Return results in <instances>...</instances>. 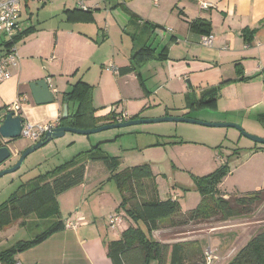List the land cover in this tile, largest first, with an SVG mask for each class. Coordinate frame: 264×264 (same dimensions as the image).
Instances as JSON below:
<instances>
[{"label": "rangeland", "instance_id": "1", "mask_svg": "<svg viewBox=\"0 0 264 264\" xmlns=\"http://www.w3.org/2000/svg\"><path fill=\"white\" fill-rule=\"evenodd\" d=\"M50 1L55 2L56 0ZM69 2L74 8L76 0H69ZM135 2L137 8L135 12L140 13L143 17L146 16V20H149L145 21L146 24H154L150 23L151 16L160 13L161 9L165 10L166 3L170 0H158L159 6L157 7L154 6L153 0H136ZM129 3L126 1L128 6H132ZM42 5L32 7L33 23H36V12ZM44 11L40 17L46 16L43 14ZM131 13L134 14L132 11ZM131 13L117 7L112 9V18L107 15L103 20L101 16V20L95 21L91 15L88 17L87 29L90 33H94L90 37L66 38L70 45H83L88 52H94L98 48L110 50L111 45H115V54L121 58L120 35L126 40H131V34H126L122 30L127 26L123 17L126 19L128 15L132 17ZM22 17L25 18L24 13H22ZM63 19L66 20V17ZM106 23L109 24V38L104 42H99L98 38L101 36L102 29L108 30V27L104 28ZM98 26L101 29H98ZM158 28H161L160 25H157L155 33L149 37V42L154 46L164 42L161 41L164 36ZM126 29L131 30V27ZM166 37L168 36L166 35ZM68 42L63 41L62 44L68 46ZM125 43L128 46L127 42ZM21 60L17 67L20 74L28 71L42 72L46 66L42 60L33 59L29 55L25 57L24 61ZM73 63L71 60L66 61L63 69L56 75L61 88L64 86L70 88L67 82L70 79V72L75 69ZM104 64L112 65L108 62ZM108 71L104 70L100 63L93 64L92 61L83 67L82 72H84L87 82L96 86V95L93 94L95 104L107 105L118 102L119 107L124 108L130 115H136L141 106L149 104L147 98L136 101L129 93L127 90L129 85L133 86L129 75L118 80L124 96L118 97L119 92H116L111 95L113 101L107 102V96L104 97L102 91H107L112 87L110 77L113 75ZM12 77L13 75L0 81V106L3 103L11 105L18 93H24L21 86L24 81L23 77L20 80L18 78V81ZM134 83L139 88L138 75L135 76ZM23 99L25 100V98ZM156 111L143 113L144 118H158ZM103 113L101 112L99 115ZM187 116L204 122L225 123H230V121L222 120L231 118L229 114L208 109L191 111ZM103 119L104 117H99L96 121H100L96 122V126H100ZM241 128L246 133L263 138L250 133L243 126ZM30 142H32L31 139L22 136L12 140L8 145L11 155L0 164V170L14 165L20 155L32 145ZM260 145L233 127H209L186 122L141 123L91 134L65 132L63 136L55 138L29 153L16 171L0 177V204L7 201L12 194L19 195L29 190L36 183L37 180L34 179L36 176L71 161L85 163L89 187L83 189L82 185H77L59 194L54 200L57 213H54L53 217L41 218L36 215L37 213H32L1 229L0 251L17 242L34 239L45 231L53 221H56L58 216L60 222L65 223L76 213V210L86 213L91 220L95 219L99 224L104 225L105 220L107 223L109 213L118 206V203L114 201V196H118V191L113 182H106L108 171L103 163L88 159L89 152L96 156L106 155L115 158L117 168L120 170L145 163L150 164L152 177L147 179L146 183L150 184L153 181L156 186L157 198L159 200H176L180 211L187 213L197 208L201 200L200 193L192 188L194 178L210 173L225 160L229 166V173L219 184L217 195L219 193L226 195L249 194V192L258 189H264V147ZM103 184L104 189L96 194L95 191L99 190ZM112 190L116 191L115 194ZM118 211L123 218V223L126 219V228L130 225L134 226L130 219L127 220L124 208H120ZM251 211L249 215L228 218L226 221L218 220V217L212 215L185 223L186 218L181 215L161 221L160 228L153 231L151 236L161 242L180 241L184 243L190 257L194 256L192 253L196 250V246L201 245L200 249L206 258V264H226L250 240L247 235L252 236L262 230V228H258L259 224L256 221L264 220V200L257 203ZM139 225L143 227L142 223ZM108 231L110 238L116 240L120 238L117 231ZM232 239L234 240L231 241ZM246 239L248 240L246 241Z\"/></svg>", "mask_w": 264, "mask_h": 264}, {"label": "crops", "instance_id": "2", "mask_svg": "<svg viewBox=\"0 0 264 264\" xmlns=\"http://www.w3.org/2000/svg\"><path fill=\"white\" fill-rule=\"evenodd\" d=\"M80 1L88 10L79 9ZM126 1L132 6H128ZM135 1L76 0L73 8L69 0L55 2L21 0L20 30L30 26H34L36 30L16 44L18 63L20 59L24 61L29 55L33 59L42 60L46 65L42 72L28 71L20 74L17 70L18 65L11 71L13 79L17 81L18 78L24 79L21 85L24 93H18L14 101H18L25 122L40 126L62 114L61 94L67 91L68 87L61 88L56 75L63 69L64 63L71 60L75 69L70 72L67 84L71 86L79 79L88 83L82 71L83 67L92 61L93 64L100 63L104 70H109L108 72L113 75L110 77L112 87L102 91V95L107 96V102L113 101L111 95L116 92H119L118 97L124 96L118 80L123 79L125 75L131 76L129 79L133 81V86L129 85L127 89L133 98L136 101H141L142 98L149 100V104L141 106V110L139 109L136 115H130L124 108L119 107L118 102H114L118 103L116 112L120 113L122 110L127 119H132L134 116L144 118L143 113L154 110H157L156 117L187 116L189 113L184 106L189 97L192 95L198 97L203 89L216 88L221 82L230 81L221 89L214 111L231 116L230 120L222 121L240 124L250 133L264 138V0H208L213 3V7L208 10L200 9L196 0H170L166 3L165 10L161 9L160 13L153 14L150 18V23L160 25L161 28L158 29L164 36L161 38L164 42L158 46L149 42V37L155 33V29L152 31L145 27L143 23L149 20H146V16L143 17L135 12L137 10ZM39 4L43 5L36 12V23H33L32 7ZM153 4L159 6L158 0L156 3L153 0ZM117 7L128 13L132 11L135 15V17L128 15L127 19L123 17L127 26L122 30L126 34H131V42L120 35L121 58L115 54V45H111L110 50L98 48L94 52H88L83 45L69 44L66 37H90L94 33H90L87 29L88 17L92 15L95 21L101 20V16L103 20L107 15L112 18V9ZM43 10H45L43 14H46L44 18L40 17ZM22 13L25 14V18L22 17ZM63 17H66V20ZM197 18L204 19L211 25L210 33L214 38L210 46L201 44L203 35L189 30V21ZM129 26L131 30L126 29ZM106 27L108 30L102 29L99 42L109 38L108 23L104 28ZM246 38H251V42L246 43ZM2 41L4 39L0 38V44ZM63 41L65 43L67 41L68 46L66 44L64 46ZM143 44L151 46L156 53H160L166 47L163 58L150 60L137 71L120 73L122 68L129 65L130 55ZM3 52L4 47L0 46V55ZM105 62L112 65L106 66ZM237 69H240V73ZM137 75H139V88L134 83ZM41 77L48 78L56 96L54 103L40 106L33 103L28 82ZM186 81H189L192 89L188 88ZM92 87L93 94L96 95V86ZM114 103L98 105L93 102V106L98 108L95 116L108 114ZM68 108L74 110L76 106L70 104L67 105V110ZM101 112L104 113L99 115ZM79 185H82L83 189L89 187L86 172L83 183ZM103 189L104 184L95 191L96 194ZM115 192L113 191L114 194ZM223 196L228 195L223 194ZM120 198L119 193L118 196H114L118 206ZM116 209L107 217L108 222L113 214L119 215L121 219L119 227L115 228L108 227L106 220L102 225L95 219L91 220L86 213L76 210V213L64 223V229L52 233L38 244L17 254L15 264H112L106 254V245L116 239L110 238L108 230L117 231L121 235L127 226L126 219L123 223V218ZM68 221L73 226H66ZM256 223L259 224L258 228H264V220H258Z\"/></svg>", "mask_w": 264, "mask_h": 264}, {"label": "trees", "instance_id": "3", "mask_svg": "<svg viewBox=\"0 0 264 264\" xmlns=\"http://www.w3.org/2000/svg\"><path fill=\"white\" fill-rule=\"evenodd\" d=\"M132 16L135 17L134 14ZM143 24L152 31L157 27L155 24H146L145 22ZM188 24L189 30L199 35L206 36L211 32L210 23L204 19H193ZM35 30L34 26L19 30L12 37V41L4 40L0 46L5 49L12 44L16 45ZM245 41L249 43L251 38H246ZM164 51H166V47L160 53H156L151 46L143 44L130 55L129 65L122 68L120 73L127 74L137 71L140 66L150 60H160L163 58ZM237 72L240 73V69H237ZM229 83L230 81L221 82L216 88L203 89L198 97L192 95L187 99L184 109L187 110V113L202 109L214 111L221 89ZM61 102L62 105L64 103L68 106L75 105L76 108L74 110L68 108L66 118H62L60 114L57 117L58 126L92 128L96 126V122L100 121H96L99 117H104L101 125L115 122L114 110L118 103L112 104L111 110L105 116H95L98 108L93 106V87L81 79L73 83L67 91L62 92ZM135 118L137 116L132 117V119ZM89 153V160L103 163L108 171L106 182H113L120 194V203L116 210L124 208L128 220L130 219L134 223V226L130 225L121 232L119 239L107 243L106 254L112 264H206V258L200 249L201 245L196 246V250L192 253L194 256L190 257L184 243L158 241L152 238V232L160 228L161 221L181 215L186 218L185 223L212 215L218 217V220L242 217L249 215L253 207L264 200V189L255 190L249 194H232L227 197H224L222 193L217 195L219 184L229 173V166L225 160L210 173L194 178L192 188L200 193L201 200L197 208L183 213L176 200H159L157 198L156 186L153 181L150 184L146 183V180L152 177L150 164L145 163L120 170L117 168L115 158ZM85 172L84 162L71 161L36 176L34 179L37 181L29 190L19 195L12 194L7 201L0 204V230L32 213H37L36 215L41 218L53 217L52 215L57 213L54 205L55 198L68 189L83 183ZM139 223H142L143 227ZM64 227V223L60 222L58 216L56 221H53L45 231L34 239L17 242L13 246L1 250L0 263L15 264L17 254L38 244ZM226 264H264V228L250 237V240Z\"/></svg>", "mask_w": 264, "mask_h": 264}, {"label": "water", "instance_id": "4", "mask_svg": "<svg viewBox=\"0 0 264 264\" xmlns=\"http://www.w3.org/2000/svg\"><path fill=\"white\" fill-rule=\"evenodd\" d=\"M188 88L192 89L189 81ZM29 93L31 95V99L35 105H46L51 104L56 101L55 92L52 91L48 78L41 77L37 79H33L28 82ZM68 115L67 104L64 103L62 105V118H66ZM24 118L17 114L13 109L8 110L4 113V115L0 119V140H14L18 139L21 136V130L24 123ZM186 122L192 124H198L203 126L209 127H233L236 128L243 134L244 136L252 139L253 141L259 143V145L264 146V138H260L249 133H246L241 126L236 123H225V122H204L201 120H197L194 118H190L187 116H161L158 118H135V119H128L122 122H114V123H106L100 126L82 129V128H75L69 126H57L52 128L50 131H47L43 134V136L37 141L34 142L31 146H29L19 157L18 161L12 165L11 167L5 168L0 170V177L5 174L11 173L16 171L20 165L22 164L25 157L40 148L41 146L45 145L47 142L61 137L65 134V132H74L79 134H91L111 128H122L127 126H132L141 123H152V122ZM11 155L9 148L6 145L0 146V164H2L6 159H8Z\"/></svg>", "mask_w": 264, "mask_h": 264}, {"label": "built area", "instance_id": "5", "mask_svg": "<svg viewBox=\"0 0 264 264\" xmlns=\"http://www.w3.org/2000/svg\"><path fill=\"white\" fill-rule=\"evenodd\" d=\"M200 9L208 10L213 7V3L208 0H196ZM156 3V0H154ZM79 9L88 10L87 6L80 1L78 3ZM20 14H21V0H1L0 1V36L6 41H12V37L20 30L21 22H20ZM213 35L210 33L209 35L203 36L201 38V44L204 46H210L213 41ZM17 51L16 45L12 44L11 46L4 49V52L0 55V81L6 80L11 77V71L13 68L17 67ZM13 110H18L19 103L18 101H14L12 103ZM128 117L123 114L121 110L120 113L115 114V122H122ZM58 126V118L55 120L45 123L40 126H33L30 123H26L24 121L21 136L31 139L32 141L39 140L43 134L47 131H50L52 128ZM120 217L118 214H113L109 217L107 225L110 228L119 227ZM66 226H73V224L68 221ZM1 264V263H0ZM208 264V263H207Z\"/></svg>", "mask_w": 264, "mask_h": 264}, {"label": "flooded vegetation", "instance_id": "6", "mask_svg": "<svg viewBox=\"0 0 264 264\" xmlns=\"http://www.w3.org/2000/svg\"><path fill=\"white\" fill-rule=\"evenodd\" d=\"M13 109V107H12V105H2V106H0V119H1V117L4 115V113L6 112V111H8V110H12ZM17 114H20L21 115V111H20V107L18 108V110H16L15 111ZM114 112H115V114H118L117 112H116V110H114ZM15 140V139H14ZM12 140H0V146L1 145H6L7 147H8V145H9V143L11 142ZM38 140H36V141H32L33 143L34 142H37ZM31 143V142H30ZM32 143V144H33ZM9 148V147H8ZM8 167H11V166H8ZM8 167H6V168H8ZM12 196V195H11ZM10 196V197H11ZM9 197V198H10Z\"/></svg>", "mask_w": 264, "mask_h": 264}, {"label": "bare ground", "instance_id": "7", "mask_svg": "<svg viewBox=\"0 0 264 264\" xmlns=\"http://www.w3.org/2000/svg\"><path fill=\"white\" fill-rule=\"evenodd\" d=\"M111 122V121H110ZM100 124V123H99Z\"/></svg>", "mask_w": 264, "mask_h": 264}]
</instances>
